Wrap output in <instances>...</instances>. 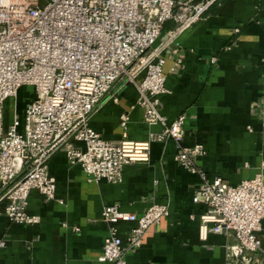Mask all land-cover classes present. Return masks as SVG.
<instances>
[{"label":"built area","instance_id":"1","mask_svg":"<svg viewBox=\"0 0 264 264\" xmlns=\"http://www.w3.org/2000/svg\"><path fill=\"white\" fill-rule=\"evenodd\" d=\"M218 2L0 0V185L1 198L7 200L4 216L10 222L38 221L26 212L32 190L54 199L56 182L47 163L55 152L62 150L69 164L80 165L88 182L119 183L125 165L148 162L152 142L171 139L178 149L175 161L201 179L192 197L193 203L205 206L199 217L200 238L208 233L231 238L224 246V264H264L257 237L264 220V162L253 177L236 186L219 177L209 180L195 165L204 154L203 146L182 145L185 115L169 122L157 109L159 96L166 93L162 50ZM162 34L166 39L154 50ZM171 53L176 55L178 47ZM179 64L175 59L170 71ZM119 82L135 85L143 122L160 125L159 133H150L144 141L130 140L123 133L112 142L89 127V118L102 102L117 100L111 91ZM22 88L33 95L24 117L14 116L4 128V103ZM126 123L127 114H122L120 126L125 129ZM168 214L163 204H152L138 214L104 206L100 217L108 231L97 260L127 264L126 252L138 250L146 232ZM120 222L133 224L125 242L118 236ZM4 246L0 239V249Z\"/></svg>","mask_w":264,"mask_h":264},{"label":"crops","instance_id":"2","mask_svg":"<svg viewBox=\"0 0 264 264\" xmlns=\"http://www.w3.org/2000/svg\"><path fill=\"white\" fill-rule=\"evenodd\" d=\"M165 39L162 34L153 49H160ZM175 47L176 55L171 53ZM161 56L166 93L159 96L157 109L169 122L185 115L182 145L204 149L196 167L209 180L219 177L230 186L253 177L264 162V0H219ZM177 58L180 64L171 72ZM111 95L117 100L107 98L88 121L101 138L117 142L126 133L130 140L144 141L161 131L160 125L143 122L134 84L119 82ZM32 96L31 89L22 88L15 99L5 101L4 128L14 116L23 119ZM122 114H127L125 129ZM177 152L171 139L152 142L148 162L125 165L119 183H95L57 151L47 163L56 182L55 197L29 193L26 212L38 220L30 225L4 216L7 200L1 198L0 185V239L5 241L0 264H109L97 260L108 231L102 208L115 205L138 214L152 204L166 205L169 214L146 232L138 250L126 252L127 264H224V246L231 238L213 233L200 238L205 206L192 197L201 179L175 161ZM262 175L264 182V170ZM261 226L257 237L264 249V220ZM132 227L117 224L123 242Z\"/></svg>","mask_w":264,"mask_h":264}]
</instances>
